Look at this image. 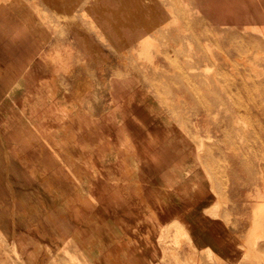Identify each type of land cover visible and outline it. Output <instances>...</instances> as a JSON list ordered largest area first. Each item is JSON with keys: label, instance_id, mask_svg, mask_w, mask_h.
<instances>
[{"label": "rangeland", "instance_id": "rangeland-1", "mask_svg": "<svg viewBox=\"0 0 264 264\" xmlns=\"http://www.w3.org/2000/svg\"><path fill=\"white\" fill-rule=\"evenodd\" d=\"M18 1L35 14V20L44 22L45 29L50 19L57 31L70 28L65 31V57L70 55L65 73L73 69L75 73L81 72L78 64L86 61V79L65 82L52 81L45 69L57 71L50 63L41 62L36 79L30 84L35 87L32 92L36 103L58 99L65 104L63 113L76 120L93 119L96 115L108 118L117 127L104 139L107 149L94 155L109 178H113L115 170L104 168L103 164L118 153L124 158L122 162L129 169L128 188H133L134 199L129 200L139 215L122 216V224L108 219L112 226L109 238L118 248L115 258L106 253L109 261L264 264V230L255 227L252 219L254 203L264 202L253 188V184L259 183L261 188L257 189L264 194V24L253 18L242 21L231 0H65V17H50L48 11L52 9L45 0ZM22 13L23 10L16 12ZM69 15L71 18L65 19ZM238 25H245V29L237 32ZM59 36L53 34L55 39ZM44 41L45 44H39L37 55L43 49L49 54L55 51L50 38ZM59 51L64 53L61 48ZM182 74L187 78H182ZM41 75L46 79L39 81ZM229 77L242 79L249 88L256 87L249 91L250 96L234 87L232 93H227L223 84ZM252 101L258 106L252 105ZM125 114L130 116L126 122ZM153 133H159V137ZM94 145L101 147L96 141ZM149 146L156 152L152 157L160 161L142 166L144 154L139 149ZM85 148L91 149L88 144ZM60 173H65L64 167ZM11 178L7 176L5 180ZM10 185L0 186V231L5 242L0 240V264H29L20 257L17 236L21 233L24 242L28 241L25 227L31 217L27 209L31 210L36 203L31 197L33 188H42L36 191V204H46L47 186ZM162 202L165 209L159 205ZM169 204H176L175 214ZM159 207L162 211L170 210V214L149 236L135 223L150 222ZM205 209L214 212L213 216ZM42 240L34 244L38 256L33 260H38V264H82L81 259H90L87 253L75 250L73 255L79 262L63 254L60 263L58 257L53 258L55 250L48 247L49 242ZM70 250H74L71 245ZM209 250L211 254H207Z\"/></svg>", "mask_w": 264, "mask_h": 264}, {"label": "bare ground", "instance_id": "bare-ground-1", "mask_svg": "<svg viewBox=\"0 0 264 264\" xmlns=\"http://www.w3.org/2000/svg\"><path fill=\"white\" fill-rule=\"evenodd\" d=\"M231 1L239 9L237 14L238 16H240L242 21H245L248 18H253L264 24V12H262L264 8V0H231ZM94 24H96V21ZM174 24H177V23H174ZM255 26H256V23H255ZM251 29H254V28H251ZM261 31L264 32V29ZM219 32H226V33L230 32V34L235 33L234 31H229V30H225V31L220 30ZM261 34L262 33H260V35ZM156 51H158V48L156 49ZM253 56L255 57L256 55H253ZM254 67L252 68L254 69ZM207 69L208 68H206V70ZM181 77L185 79L187 78L183 74L181 75ZM223 86H225L224 89L227 91V93H232V87H234L235 91L238 90V92H241V91L246 92L245 93L246 96H250L249 91L253 87H256V85H253L252 88H249L243 82L242 79L241 80L240 78L232 79L230 77L225 79ZM115 103L117 105L119 104L117 100L115 101ZM251 103L255 107L258 106L256 101H252ZM124 108H125L124 111H126L127 105H125ZM48 109H49L48 113L45 112L43 116V119L45 121L43 127L45 128V130H42V131L41 130L37 131L35 129L34 130L31 129L30 131L28 130L29 131L28 135H30V138L33 137V139H35V137L43 135L46 138L48 137L47 140L50 142V145L46 147L48 148L47 149L48 151L46 150V154L48 153L47 158L49 162V168L51 169V171L47 173V176L41 179L43 184L45 183V185L47 186L45 189L43 188L47 193V196H46L47 201H46V204L44 203L36 204L38 203V200L35 201L36 198L34 197V194H31L32 199L36 202L33 206V207H36V209L34 210L33 207H30L31 210L27 209V214H29L31 217V221H28V225L27 227H25V230L28 235V239H27L28 241L25 240L27 241L25 243L23 239V235L21 233H18L17 246L19 248L18 252L20 254V257L24 258L27 262H29V264H34V263L38 264V260L35 259L38 255L34 251L36 249L34 248V244L37 240L45 239L47 240V242H49L48 247L51 248V250H55L54 253L52 252L54 254L53 258L58 257L59 258L58 262L60 263L63 261V258H62L63 254H65L64 256H67L68 254L70 259H74V261H76L77 258L73 254L75 253V250H77V251H80L81 253H87L86 255L90 256L89 257L90 259H81L82 264H112L107 258L108 255L106 253L110 252L109 254H111L112 257L114 256L115 258V253L118 248H117V245L115 246V244L113 243V240H110L109 238L110 234H112L109 231L111 230L112 226L109 225L108 219L112 221V223L116 221L118 224H122V221H121V219L123 218L122 216H124L125 218H127L128 216L133 218L134 214L139 215V212L135 211V208H136L135 204L132 205V203L130 202L132 199H134L133 196L131 195V191L133 188L132 187L128 188L129 184H127V182H129L128 181V178H129L128 170L129 169H128V166L124 165L122 162L124 158H122L118 153V156L112 159V161L107 162L106 164H103L105 166L104 168L115 170L113 173V178L111 177L109 178V174L101 171V168H102L101 161L98 157H95L94 155L96 152H98L99 154L100 152H103V150L107 149L106 148L107 142L104 139L107 138L109 133L113 134L114 132H116L117 127L111 122H108L109 121L108 118H100L101 116L94 115V117H92L93 119H90L89 117L87 118L83 117L80 120H76L70 114H64L63 108H58V107L51 105ZM137 109H139L137 106L134 107V110L137 111ZM206 111H209V110L207 109ZM240 115H243V113H241ZM32 116L37 117L38 115L34 113ZM95 117L97 118V120ZM124 117H126L125 122L127 118H130V116L126 114L124 115ZM142 127H145V125ZM153 135L156 137H159V133H153ZM59 136H62L64 138L65 143L57 140ZM94 140L100 144L99 145L101 146L100 149L96 148V146L94 145L95 143ZM199 143L201 144V142ZM86 144L90 145L91 149L86 150L85 148ZM33 148L35 147L33 146ZM201 148L203 149V145L201 146ZM139 150H140V153L144 154L141 160L142 166L154 165L156 163H159L160 159L158 157H152V156H155L154 153L156 152L151 146L146 147L145 149L140 148ZM199 150H200V147H199ZM115 151L118 152L119 149H115ZM120 151H124V150L121 149ZM26 152H28V150H26ZM84 153H92L93 155L83 156ZM147 158L148 159L151 158L152 160H147ZM63 160H65L64 165H63ZM71 162L73 163V167H72ZM62 167L65 168V173H60V168ZM73 168H74V171H72ZM93 169H96V170L98 169L99 171H93ZM26 178L22 180H24L25 182H30L31 178L30 177H26ZM9 184H11V182ZM120 185H122V187H120ZM123 185H125L126 188H123ZM55 188H62V191L61 192L57 191ZM256 194L257 196L261 195L264 198V194L262 193V191L257 190ZM168 197L170 198V200H172V197L169 196V194H168ZM129 198L131 200H129ZM217 198H218V195H217ZM258 203L260 202L254 203L256 207L254 208L252 212V216H253L252 219L254 221L253 223H255L253 225H255V227L261 228L263 231L264 230V202H262L260 205H257ZM159 205L165 209L164 202H162ZM172 206L174 208L172 210V213L175 214V211L177 209L176 204H173V205L169 204V208ZM214 206H216V204H214ZM22 209H23L22 210L23 212L25 208H22ZM159 209L160 210L156 212V216L152 220H150V222L149 221L144 222L143 220L140 223L139 222L135 223L142 230H144L145 232H148L149 236H151L155 232L158 224L162 221V219L170 214V210L162 211L160 207ZM212 210H214V207L212 208ZM206 212L209 213L212 211L206 210ZM141 214H144V213H141ZM213 214L214 212H212L211 215L213 216ZM172 220L173 222L176 221L174 219ZM169 224L167 225L168 227L171 225ZM166 228H165V232H167L168 230V229L166 230ZM179 231L181 232V230ZM176 232L178 233V229L176 230ZM182 232L184 234L185 231H182ZM186 236H187L186 238L188 239L189 238L188 235ZM127 238L128 240L130 239V237H127ZM161 238L162 236L159 239L161 240ZM2 241L4 242L3 239ZM188 241L190 242L189 239ZM70 245L72 246L74 250H70ZM5 246L7 247V245ZM93 247L97 248V251L93 250L92 249ZM206 249H209V248H206ZM211 253L212 252L210 251V253H207V254H211ZM4 255H6V253ZM33 257H35L34 260H33ZM41 259L42 258H39V262ZM77 262L79 261L77 260ZM90 262H93V263H90Z\"/></svg>", "mask_w": 264, "mask_h": 264}, {"label": "crops", "instance_id": "crops-1", "mask_svg": "<svg viewBox=\"0 0 264 264\" xmlns=\"http://www.w3.org/2000/svg\"><path fill=\"white\" fill-rule=\"evenodd\" d=\"M45 1L52 9V11H48L50 17L53 15L67 16L65 0ZM20 10H23V13L16 14ZM34 17L35 14L21 5L18 0H0V186L2 188H9L10 182L43 185L39 178H44L51 171L47 158L48 153L46 154L48 149L46 147L50 145L48 137L40 135L33 139L28 133L31 129L45 130L43 116L47 109L51 105L65 109V104L62 105L61 100L58 99H45L40 100L41 103H36L35 93L32 92L35 87L34 84L33 86L30 84L36 79L39 64L41 62L50 63L53 66V71H57L56 73L52 72L46 67L45 74L51 76L52 81L65 82L86 79L84 70L86 61H81L80 63H83L78 64V70L81 72L75 73V69H73V72L65 73V64H69L67 57H70L69 54L65 57V31H69L70 28H66L68 27L66 26L57 31L50 19L49 24L46 25L47 29H45L44 22H39ZM69 17L71 18L69 15L65 19L69 20ZM244 27L245 25H238V28L236 27L238 31H236L240 32V29ZM54 33L60 34L58 39L53 37ZM47 38L51 39V46L55 51L49 54L43 49V51L39 50L37 55L39 44H45L44 40ZM60 48L63 50V54H60ZM6 58H9V61H5ZM84 58L82 56L81 59L85 60ZM45 79V76H39V81ZM40 112H43L42 115ZM34 113L40 114V116L33 117ZM57 140L64 142L62 136H59ZM7 176L12 177L11 181L4 180ZM20 176L23 179L30 177L31 180L30 182L15 180ZM253 188L256 193L257 188H261V186L256 182L253 184ZM40 189L42 188H33L35 201L39 200V193L36 191H40ZM45 194L47 196L46 191ZM0 237L2 240V231H0Z\"/></svg>", "mask_w": 264, "mask_h": 264}]
</instances>
